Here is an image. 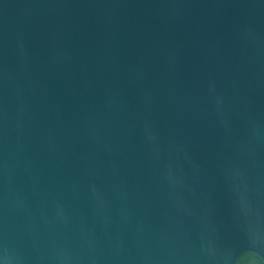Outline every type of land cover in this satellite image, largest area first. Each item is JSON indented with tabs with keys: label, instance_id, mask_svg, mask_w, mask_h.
Returning <instances> with one entry per match:
<instances>
[{
	"label": "water",
	"instance_id": "obj_1",
	"mask_svg": "<svg viewBox=\"0 0 264 264\" xmlns=\"http://www.w3.org/2000/svg\"><path fill=\"white\" fill-rule=\"evenodd\" d=\"M0 264H264V0H0Z\"/></svg>",
	"mask_w": 264,
	"mask_h": 264
}]
</instances>
